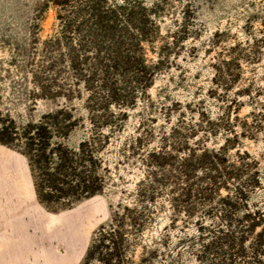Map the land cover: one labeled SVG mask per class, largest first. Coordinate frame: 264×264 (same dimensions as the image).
I'll return each instance as SVG.
<instances>
[{
    "label": "trees",
    "instance_id": "16d2710c",
    "mask_svg": "<svg viewBox=\"0 0 264 264\" xmlns=\"http://www.w3.org/2000/svg\"><path fill=\"white\" fill-rule=\"evenodd\" d=\"M41 6L55 9L66 32L43 43L45 65L34 76L33 93L48 100L55 91L63 105L15 132L0 131V145L25 156L37 201L52 213L115 188L111 166L116 170L132 160L143 170L131 193L120 192L122 198L93 234L80 264H154L158 246L178 222L194 226L195 235L178 243L197 248L195 264H264V203L251 204L246 196V189L261 179L259 161L249 165L226 157L230 144L239 145L241 138L258 143L261 137L264 153V110L251 104L248 130L226 137L218 149H186L181 156L177 150L172 156L166 148L149 149L140 124L135 136L119 143L126 113L137 106L139 93L137 87L122 86L124 75L131 84L133 79L143 83L145 95L164 67L163 55L151 63L144 51L154 41L155 7H143L138 0H44ZM74 28L96 34L65 35ZM252 45L247 43L250 51ZM250 56L230 54L221 67L240 68ZM74 112L82 117L74 119ZM80 127L84 137L76 145L57 140ZM112 151L114 162L105 158ZM162 199L167 203L160 204ZM197 207L202 208L199 215ZM161 214L167 221L163 233L148 240Z\"/></svg>",
    "mask_w": 264,
    "mask_h": 264
},
{
    "label": "rangeland",
    "instance_id": "374dc122",
    "mask_svg": "<svg viewBox=\"0 0 264 264\" xmlns=\"http://www.w3.org/2000/svg\"><path fill=\"white\" fill-rule=\"evenodd\" d=\"M43 1L0 0V131L3 132L5 129L15 132L29 120L37 121L63 105L55 91L48 100L33 93L34 76L45 65L43 43L66 32L56 20L55 9L41 6ZM138 1L143 7H155L156 13L157 28L151 29L154 41L144 46L146 59L154 63L163 55L165 62L156 71L145 95L143 83L133 79L131 84L127 75L121 80L123 87H137L139 93L135 95L137 106L126 113L119 143L135 136L140 124L145 140H149V149L166 148L172 156H177L173 152L177 150L181 156L186 149H218L226 137L232 139L234 133L248 130L251 104L264 110V26L260 23L264 22V0ZM78 34L81 37L96 33H78L75 28L65 33L73 37ZM248 42H253L251 51ZM133 52L138 53L132 50L130 54ZM230 54L251 56L241 62L240 68H222V62ZM73 116L79 120L82 113L74 112ZM59 136L60 142L69 139V144L76 145L84 137V131L80 127L69 138ZM260 138L258 143L241 138L239 145L230 144L226 154L233 163L240 158L249 165L253 164L251 160L259 161L257 172L261 179L246 189L249 202L258 206L264 203V153ZM113 155V151L108 152L105 158L114 162ZM113 168L115 188L68 210L52 213L37 201L25 156L0 145V231L7 229L14 236L21 230L22 239L31 251L26 264L81 263L93 234L108 222L111 207L122 198L120 192L131 193L143 177L138 161L124 160L116 170ZM221 194L224 196L225 192ZM163 203L167 201L162 199L160 204ZM201 209L197 207L195 214L199 215ZM165 217L159 215L156 226L146 234L148 240H156L163 233ZM194 235L193 224L185 226L178 222L165 243L158 246L154 264H195L197 248L189 249L178 243Z\"/></svg>",
    "mask_w": 264,
    "mask_h": 264
},
{
    "label": "crops",
    "instance_id": "0c3cea01",
    "mask_svg": "<svg viewBox=\"0 0 264 264\" xmlns=\"http://www.w3.org/2000/svg\"><path fill=\"white\" fill-rule=\"evenodd\" d=\"M30 252L22 239L21 230L14 236L9 235L7 229L6 232L0 231V264H26Z\"/></svg>",
    "mask_w": 264,
    "mask_h": 264
},
{
    "label": "bare ground",
    "instance_id": "6f19581e",
    "mask_svg": "<svg viewBox=\"0 0 264 264\" xmlns=\"http://www.w3.org/2000/svg\"><path fill=\"white\" fill-rule=\"evenodd\" d=\"M51 222H54V220H50ZM56 222V221H55Z\"/></svg>",
    "mask_w": 264,
    "mask_h": 264
}]
</instances>
